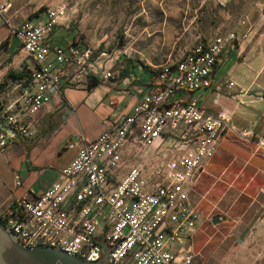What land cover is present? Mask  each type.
<instances>
[{
    "label": "built area",
    "instance_id": "1",
    "mask_svg": "<svg viewBox=\"0 0 264 264\" xmlns=\"http://www.w3.org/2000/svg\"><path fill=\"white\" fill-rule=\"evenodd\" d=\"M9 6L2 0L0 11ZM65 12L60 4L47 8L43 18L23 19L10 28L30 65L19 67L17 83L23 90L16 109L0 106V117L21 136L32 135L21 113H35L59 91L64 67L74 65L77 74L92 71L87 45L72 41L51 47L45 39ZM233 45L238 43L232 32L218 34L158 69L132 111L93 139H82L55 181L39 193L26 189L0 211L4 227L24 247H52L86 262L98 261L104 244L109 261L102 264H204L195 260L191 245L197 212L188 203V189L226 136L264 152V137L253 139L250 131L235 129L230 111L204 113L192 95L210 86L212 69ZM100 78L115 79L116 74L109 68ZM166 137L176 144L174 156L125 166L117 180L128 139L147 146L158 141L159 146ZM9 140L0 134V149ZM253 264H264V252Z\"/></svg>",
    "mask_w": 264,
    "mask_h": 264
},
{
    "label": "crops",
    "instance_id": "2",
    "mask_svg": "<svg viewBox=\"0 0 264 264\" xmlns=\"http://www.w3.org/2000/svg\"><path fill=\"white\" fill-rule=\"evenodd\" d=\"M9 1L12 0H7L8 3ZM45 10L33 11L24 19L35 21L43 18ZM1 23L0 19V43L5 39L6 42L0 45V106H11L15 110L23 88L17 83L19 76L10 79L7 73H18L20 66L30 65V60L23 55L17 40L10 33V28ZM56 28L53 27L45 38L51 47L72 41L81 42L79 37L73 38V34L68 39L58 37ZM132 67L127 74L108 80H102L100 74L101 71L112 68L111 65L95 67L97 70L88 74L75 73L74 65L64 67L59 91L35 113H21V117L28 122L32 135L21 136L19 140L10 139L0 149V211L10 206L14 198L26 189L39 193L47 188L56 180L60 169L75 156L82 139H93L104 127L132 111L137 99L146 92L153 78L146 77L136 67ZM89 74L97 77L98 82L87 88L86 76ZM192 95L197 98L204 113L230 111L231 123L235 129L250 131L253 139L264 137V32L252 31L238 45L230 47L212 69L210 86ZM157 142L152 146H156ZM136 147L128 139L121 150V159L124 160L125 151L129 149L132 152ZM226 152L232 156L231 160L221 156ZM233 161L238 169L229 182L226 172H216L215 166L226 164L227 169ZM125 166L129 165L124 163V167L117 172V180L123 177ZM249 169L251 174L246 173ZM233 181L237 185V194L227 204V196L234 189ZM248 188L251 200H243L239 205V196L248 195ZM214 197L216 199L212 200ZM187 200L196 210L197 218L198 209L203 207L205 201H213L223 208H231L237 201L235 206L239 207L241 213L236 217L242 228L255 218L253 234L250 232L244 235L241 243L264 244V153L251 155L242 145L225 140L218 141L214 155L188 189ZM220 217L222 222L224 219L221 215ZM238 225L239 223L236 227ZM196 231L195 225L191 243ZM262 252L264 248L257 251L251 264L260 258ZM240 254L243 255L242 252ZM226 257H229L227 251L219 261ZM212 263L217 264L218 260H212Z\"/></svg>",
    "mask_w": 264,
    "mask_h": 264
},
{
    "label": "rangeland",
    "instance_id": "3",
    "mask_svg": "<svg viewBox=\"0 0 264 264\" xmlns=\"http://www.w3.org/2000/svg\"><path fill=\"white\" fill-rule=\"evenodd\" d=\"M60 4L65 5L66 12L62 22L55 26L56 35L65 39L71 34L73 38L79 37L92 52L89 62L92 70L111 65L116 76L121 75L124 65H135L136 70L150 78L157 69L174 64L188 49L215 35L232 32L239 44L252 31L264 32V0H231L224 5L218 0H12L7 10L0 11L1 24L15 27L33 11ZM222 140L244 146L251 155L260 153L233 134ZM175 146L171 137L160 140L159 146L137 144L136 150L124 152L123 162L149 164L159 157L174 156ZM221 156L232 158L228 152ZM225 166L220 164L215 169L226 172L230 182L238 166L234 161L227 169ZM246 171L251 174L250 169ZM232 186L227 204L237 194L234 181ZM248 191L249 188L248 195L239 196V205L243 200H251ZM236 203L231 208H223L213 201H205L198 209L197 231L191 243L196 261L251 264L257 251L264 248V244L241 243L244 235L253 234L255 218L242 228L236 217L241 213ZM214 214H220L224 220L212 226L208 219ZM225 251L229 257L219 261Z\"/></svg>",
    "mask_w": 264,
    "mask_h": 264
},
{
    "label": "water",
    "instance_id": "4",
    "mask_svg": "<svg viewBox=\"0 0 264 264\" xmlns=\"http://www.w3.org/2000/svg\"><path fill=\"white\" fill-rule=\"evenodd\" d=\"M0 134L8 139L19 140L21 138V135L10 129L1 117ZM220 220L221 217L218 214L213 215L210 219L212 224H216ZM100 253L98 261L86 262L75 255H68L52 247H24L0 221V264H102L108 262V249L104 244H101Z\"/></svg>",
    "mask_w": 264,
    "mask_h": 264
},
{
    "label": "trees",
    "instance_id": "5",
    "mask_svg": "<svg viewBox=\"0 0 264 264\" xmlns=\"http://www.w3.org/2000/svg\"><path fill=\"white\" fill-rule=\"evenodd\" d=\"M5 42H6V39L3 40V41L0 43V45H1L2 43H5ZM130 66H131V65H130ZM130 66L126 67V65H125L124 69L121 71V75H122V76L128 73V70L130 69ZM132 66H133V65H132ZM132 66H131V67H132ZM157 71H158V69L155 71V74H156ZM19 75H20V74H18V73H14L13 71H9V72L7 73V77L10 78V79H15V78H17ZM96 82H98V79H97V77H95L94 75H90V74H89V75L86 76V84H87V88H90V87L93 86Z\"/></svg>",
    "mask_w": 264,
    "mask_h": 264
}]
</instances>
